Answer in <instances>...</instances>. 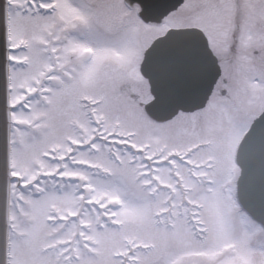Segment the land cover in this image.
I'll use <instances>...</instances> for the list:
<instances>
[{"label":"snow or ice","instance_id":"obj_1","mask_svg":"<svg viewBox=\"0 0 264 264\" xmlns=\"http://www.w3.org/2000/svg\"><path fill=\"white\" fill-rule=\"evenodd\" d=\"M0 264H264V0H0Z\"/></svg>","mask_w":264,"mask_h":264}]
</instances>
